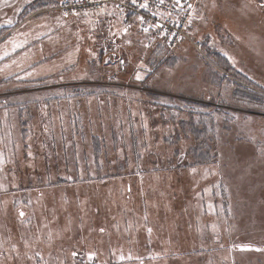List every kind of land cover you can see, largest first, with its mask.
I'll return each mask as SVG.
<instances>
[{
  "label": "rangeland",
  "instance_id": "1",
  "mask_svg": "<svg viewBox=\"0 0 264 264\" xmlns=\"http://www.w3.org/2000/svg\"><path fill=\"white\" fill-rule=\"evenodd\" d=\"M37 3L0 0V264H264V104L206 50L264 88V0H196L174 48ZM191 113L215 114L210 164Z\"/></svg>",
  "mask_w": 264,
  "mask_h": 264
},
{
  "label": "built area",
  "instance_id": "2",
  "mask_svg": "<svg viewBox=\"0 0 264 264\" xmlns=\"http://www.w3.org/2000/svg\"><path fill=\"white\" fill-rule=\"evenodd\" d=\"M114 8L121 12H130L139 17V28L147 29L153 25L162 29L168 36L169 46L174 48L183 38L188 37L187 28L194 13L192 0H62L46 11H59L67 15L100 14ZM201 50L202 43L195 42Z\"/></svg>",
  "mask_w": 264,
  "mask_h": 264
},
{
  "label": "trees",
  "instance_id": "3",
  "mask_svg": "<svg viewBox=\"0 0 264 264\" xmlns=\"http://www.w3.org/2000/svg\"><path fill=\"white\" fill-rule=\"evenodd\" d=\"M59 2L60 1L53 2L51 0H38V3H40L38 5L39 7L37 9L34 8L35 10L33 9V11H35V13L46 11L58 5ZM123 13H125V17L128 20L139 22L140 18L133 15L132 13L130 12L129 13L123 12ZM89 15H93V14H89ZM143 31L144 32L150 31L149 33H153V34L162 33L164 35L167 46L169 45L168 36L164 33L162 29L154 27L153 25H148V28ZM208 38L210 39L211 37H207L206 39L209 42ZM227 38L231 39L228 36ZM206 50H207V55L209 56V58L212 59L213 63L223 68L226 74H230L235 81V82L233 81L235 85L239 86L238 90L235 91L236 97H241L242 99L248 100L250 102H257L264 104L263 87L257 85L250 78L239 72L234 67L230 58L227 55L217 51L215 48L211 49L209 47H206ZM232 78L231 79L229 78V80H232ZM213 79L215 80V78ZM226 79H227V75H226ZM239 81L240 84H238ZM184 103L187 104L186 106L189 105L188 107L192 112L193 110L199 107L205 108L207 106V105H202L201 103H195L191 101H185ZM213 113L222 114L223 112L220 109H215ZM215 114L213 115L210 113H205L194 116L193 113H191L189 119L182 120L180 122V126L183 132H192L196 136V140H197L196 145L192 149L187 151V154L188 155L192 154V158H194V164L192 163L193 165L210 164L215 160H217V155L215 154L214 146H213V142L216 140L218 136V125L215 120Z\"/></svg>",
  "mask_w": 264,
  "mask_h": 264
},
{
  "label": "crops",
  "instance_id": "4",
  "mask_svg": "<svg viewBox=\"0 0 264 264\" xmlns=\"http://www.w3.org/2000/svg\"><path fill=\"white\" fill-rule=\"evenodd\" d=\"M194 2H196V0H193Z\"/></svg>",
  "mask_w": 264,
  "mask_h": 264
},
{
  "label": "snow or ice",
  "instance_id": "5",
  "mask_svg": "<svg viewBox=\"0 0 264 264\" xmlns=\"http://www.w3.org/2000/svg\"><path fill=\"white\" fill-rule=\"evenodd\" d=\"M21 215H23V213H21Z\"/></svg>",
  "mask_w": 264,
  "mask_h": 264
}]
</instances>
